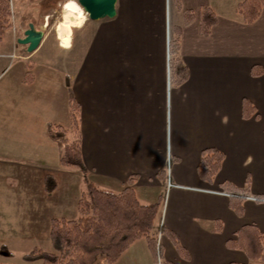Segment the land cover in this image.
Returning a JSON list of instances; mask_svg holds the SVG:
<instances>
[{
	"label": "crops",
	"instance_id": "obj_1",
	"mask_svg": "<svg viewBox=\"0 0 264 264\" xmlns=\"http://www.w3.org/2000/svg\"><path fill=\"white\" fill-rule=\"evenodd\" d=\"M57 1L50 0L49 8ZM242 1L117 0L113 19L88 18L79 29L89 32L82 46L64 50L57 40L46 45L43 39L29 52L25 45L15 48L13 40L11 48L2 49L0 58L19 61L16 81L6 82L0 95V165L9 167L0 166L2 198L20 199L25 214L46 213V208L51 218L66 217L44 205L52 192L45 189V177L61 166L63 154L49 125L70 128L73 99L80 106L85 169H67H78L83 180L113 191L122 190L135 174L133 186L142 203L164 192L161 224L178 236L189 258L162 234L161 260L248 262L227 241L246 224L264 233V200L245 199L240 216L220 188L224 181L244 188L249 180L250 194L264 195V7L247 23L237 11ZM204 7L217 15L208 35L201 33L198 17L186 23L183 12L198 14ZM43 13L47 24L50 12ZM174 27L181 28L180 56L189 70L187 80L176 86L170 70ZM255 66L262 68L260 74L253 73ZM61 72L71 74L70 81L55 82ZM245 99L256 108L248 118ZM209 147L225 155L212 182L198 173L201 152ZM169 157L171 186L168 176L158 177L167 171ZM11 179L18 180L17 188L12 189ZM140 239L114 264H149V248L136 244ZM0 244L8 246L4 240Z\"/></svg>",
	"mask_w": 264,
	"mask_h": 264
},
{
	"label": "trees",
	"instance_id": "obj_2",
	"mask_svg": "<svg viewBox=\"0 0 264 264\" xmlns=\"http://www.w3.org/2000/svg\"><path fill=\"white\" fill-rule=\"evenodd\" d=\"M264 0H243L237 6V11L247 23L253 22L261 13ZM185 22L191 23L199 18L200 30L203 35L211 32L216 22L217 15L210 7L202 8L198 14L184 9ZM10 0H0V40L7 30L11 28ZM181 28H173V37L170 42V70L173 85H180L189 76V70L180 56ZM262 68L255 66L254 74H260ZM30 78H27V81ZM80 106L73 99L70 101V128L62 125L50 124L49 134L63 146L60 162L64 166L79 167L83 170L85 165L82 157L81 137L79 133ZM256 113L253 103L243 101V116L251 117ZM69 131L73 137H69ZM225 155L222 151L209 147L201 152L198 165L199 176L212 182L218 174ZM52 177H45V189L49 191L56 187V182H48ZM161 181L167 179L166 169L158 173ZM137 175H131L127 184L120 191L101 188L87 177L84 178L86 190L78 200L77 218L53 217L51 219L50 240L53 251L36 248L24 255L26 261H40L41 264H94L100 255L105 256L103 264H114L121 255L138 239L146 238L148 248L154 260L162 258V242L158 240L160 233L167 235L173 242L178 253L188 259L189 254L179 241L178 236L169 228L161 224L162 206L164 196L160 195L151 203H142L134 188ZM247 186L240 188L230 181L221 183V191L228 194L230 207L240 216L244 213L243 202L250 196L249 180ZM259 201L264 200V195L257 196ZM221 230V223L215 225ZM232 249L242 250L248 262H230L228 264H264V233L256 224H246L236 233L235 237L227 241ZM7 246H1L6 250ZM3 250V251H4ZM161 264H174L162 260Z\"/></svg>",
	"mask_w": 264,
	"mask_h": 264
},
{
	"label": "rangeland",
	"instance_id": "obj_3",
	"mask_svg": "<svg viewBox=\"0 0 264 264\" xmlns=\"http://www.w3.org/2000/svg\"><path fill=\"white\" fill-rule=\"evenodd\" d=\"M65 2L66 0H58L54 2L52 8H49L51 5L50 0H10L11 33L6 31L0 40V53L2 49L11 48L14 45L13 40H15V48L24 46L17 39L24 36V31L30 23L29 19L33 17L40 19L35 25L45 31V44L51 45L54 43L57 40L55 26L62 20V5ZM45 11L50 12L47 24L43 22V12ZM73 33V46H82L84 37L89 32L74 28ZM18 66L19 61L17 59L0 58V95L4 93V90L1 89H3V85L6 82L16 81V70ZM70 78L71 74L67 76L61 72L54 80L55 82H67L70 81ZM60 153L62 154V150H60ZM0 166L6 170L9 168L8 165ZM67 167L69 168V166L61 164L57 170L51 171L52 177L48 179V182H56V187L49 190L52 192L44 200V205L51 206L50 211L55 210V213L65 214L66 218L71 219L77 218L79 215L78 200L87 186L82 176L79 173H75L78 169H67ZM68 170H73L72 172L74 174H70L69 176ZM12 176L13 178H19L16 175ZM10 185L12 189L17 188L18 180L11 179ZM162 195H165L164 192ZM3 198L2 190H0V212H3L0 213V241L4 240L8 245L6 247L7 249L4 250L0 244V264H41L40 261H26L23 257L36 248H42L46 251L54 250L49 236L52 219L51 214H48L46 208V213H38L33 210L25 214L21 208L20 199L13 198L7 201V198ZM140 240L136 244H142L141 246L144 248L143 244L145 243L147 249V239L143 237ZM158 240L162 242V233L159 234ZM139 246L136 247L138 253H140ZM147 254V259H150L148 260L150 262L149 264H160V262L158 263L154 260L149 249L147 250ZM104 262L105 256L100 255L94 264H103Z\"/></svg>",
	"mask_w": 264,
	"mask_h": 264
},
{
	"label": "water",
	"instance_id": "obj_4",
	"mask_svg": "<svg viewBox=\"0 0 264 264\" xmlns=\"http://www.w3.org/2000/svg\"><path fill=\"white\" fill-rule=\"evenodd\" d=\"M91 20L108 19L116 16L117 0H78ZM45 31L42 28H36L34 23H29L24 31V36L18 38V42L27 46L29 52L36 50L44 39Z\"/></svg>",
	"mask_w": 264,
	"mask_h": 264
},
{
	"label": "clouds",
	"instance_id": "obj_5",
	"mask_svg": "<svg viewBox=\"0 0 264 264\" xmlns=\"http://www.w3.org/2000/svg\"><path fill=\"white\" fill-rule=\"evenodd\" d=\"M62 20L55 26L58 46L70 50L73 46V29L84 27L88 16L78 0H66L62 5Z\"/></svg>",
	"mask_w": 264,
	"mask_h": 264
},
{
	"label": "built area",
	"instance_id": "obj_6",
	"mask_svg": "<svg viewBox=\"0 0 264 264\" xmlns=\"http://www.w3.org/2000/svg\"><path fill=\"white\" fill-rule=\"evenodd\" d=\"M170 166H171V158L169 157L168 158V186H171L172 185V183L170 181ZM248 198H250L252 200H258L257 196H255V195H250V196H248ZM159 260H160V258H159Z\"/></svg>",
	"mask_w": 264,
	"mask_h": 264
}]
</instances>
